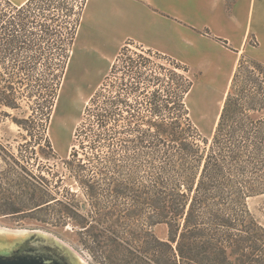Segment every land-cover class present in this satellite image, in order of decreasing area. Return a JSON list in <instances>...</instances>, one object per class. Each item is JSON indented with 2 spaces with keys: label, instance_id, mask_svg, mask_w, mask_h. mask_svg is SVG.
<instances>
[{
  "label": "rangeland",
  "instance_id": "1",
  "mask_svg": "<svg viewBox=\"0 0 264 264\" xmlns=\"http://www.w3.org/2000/svg\"><path fill=\"white\" fill-rule=\"evenodd\" d=\"M79 2L45 0L40 5L42 9L35 7L32 14H19L8 0H0V229L44 232L68 246L86 264H157V258L170 257L175 246L171 251L158 243L167 241L168 229L165 225H158L154 201L149 210L137 212L143 204L141 192L146 186L144 182L147 183L144 181L146 168L139 163L118 162L115 174L119 179L114 183L107 179L100 181V195L96 198L87 194L88 189L82 186L76 175L84 177L98 173L99 180L102 175L111 177L112 167L98 163L99 160L104 161L109 156L122 160L125 155L118 138L127 139L126 135H120L113 146H93L101 132L95 116L97 107L90 103L93 97L99 95L98 105L120 99L135 107L131 111L134 118L124 110L122 117L116 115L110 121L111 130L125 129L128 118H154L147 110L148 99L142 94L143 89L152 92L167 86L175 67L188 65L173 59L169 55L171 51L166 54L136 43L117 48L114 39L108 40L94 32L91 21L95 10L91 3L84 29L81 27L62 73L63 53L59 45H53L61 40L65 42L68 32L65 22L72 20L66 8ZM45 28L59 33L52 41H47ZM15 30L19 33H14L15 40L21 47L10 53L5 50L4 42L10 31ZM32 32L35 35L32 36ZM32 40L38 44L33 52ZM162 42L168 44L166 49L169 50L170 43ZM179 43L175 53L180 51L183 55L180 56L186 57L184 61L192 65L208 62L203 54L197 56L193 53L188 59L189 49L185 42ZM252 70L250 66L249 71ZM202 71L191 70L186 74L194 81L187 105L200 133L211 140L219 120L217 114L221 113V104L227 96L228 91L224 89L228 76L202 74ZM151 72L164 78L166 83L159 86L140 77ZM55 75L62 76V84L48 114L50 82ZM245 84L242 79L238 89ZM136 87L142 90L125 91ZM207 103L209 107H205ZM75 151V162L69 165ZM79 165H84V170H79ZM128 174L134 176L131 182L137 195L118 196L114 192L126 186L128 181L123 177ZM109 190L114 192L109 195ZM32 199L39 202V210H31L32 206L28 204ZM147 199L154 200L153 197ZM5 201L16 202L24 211L5 214L7 212L1 206ZM69 202L73 206L72 212L65 209ZM248 207L264 227V196L249 199ZM81 217L87 219L86 224L79 225L77 219ZM91 226H95V238L89 233ZM176 264L187 263L177 258Z\"/></svg>",
  "mask_w": 264,
  "mask_h": 264
},
{
  "label": "trees",
  "instance_id": "2",
  "mask_svg": "<svg viewBox=\"0 0 264 264\" xmlns=\"http://www.w3.org/2000/svg\"><path fill=\"white\" fill-rule=\"evenodd\" d=\"M44 1L28 0L21 6H15L8 0L19 14H32L34 8H41ZM85 4L86 0H80L76 6L66 8L72 20L65 22L68 31L65 42L61 40L53 45H59L63 53L62 73L70 59ZM30 24L34 25L33 22ZM14 33L17 34L18 30L10 31L4 42L5 50L10 53L21 47H18ZM44 33L45 39L52 41L59 32L45 28ZM33 42L31 52L38 46ZM131 43L127 41L125 45ZM31 60L33 65V58ZM248 65L252 66V71H249ZM175 68L167 86L163 84L166 80L156 73L140 75L147 82L164 86L152 92L145 88L142 92L148 99L147 110L154 118H128L125 129L111 130L110 121L116 115L122 117L124 110L132 115L135 107L120 99L107 100L98 105L99 95L91 99L90 103L97 107L95 116L101 130L93 146H113L120 135H126L127 139L118 138L125 155L122 160H116L113 156L99 160L98 163L112 167L114 171L111 177L102 175L99 180L98 173L76 176L88 189L87 194L96 198L100 195V181L107 179L114 183L119 179L115 174L118 162L139 163L146 168L144 181L147 183L144 182L146 186L141 192L143 204L137 212L149 210L154 206V201L158 225H165L168 229L167 241L158 243L171 251L175 246L173 254L170 257L160 256L157 264H176L177 258L187 264H264V227L248 207L249 199L264 196V64L247 57L239 60L211 140L200 133L187 105V97L194 87V81L186 75L190 69L188 66ZM242 79L246 84L238 89ZM61 84V75H55L50 82L48 114L53 109ZM136 90L142 89L136 87L125 91ZM255 113L259 116L255 117ZM76 156L75 151L69 165L75 162ZM84 168V165L78 166L79 170ZM30 177L40 184L34 176ZM123 178L128 181L126 186L115 192L109 190V195L114 192L118 196H136L137 190L131 182L134 176L128 174ZM28 205L32 206L31 210H39L40 207L34 199ZM1 206L7 212L5 214L24 211L14 201H5ZM72 207L70 202L65 205L70 212ZM61 219L66 220L65 217ZM77 222L84 225L87 219L81 217ZM89 228H92L88 231L95 238V226Z\"/></svg>",
  "mask_w": 264,
  "mask_h": 264
},
{
  "label": "crops",
  "instance_id": "3",
  "mask_svg": "<svg viewBox=\"0 0 264 264\" xmlns=\"http://www.w3.org/2000/svg\"><path fill=\"white\" fill-rule=\"evenodd\" d=\"M9 1L21 6L28 0ZM91 3L97 35L114 39L117 48L132 41L171 51L173 59L196 73L226 74V91L242 57L264 64V0H86L79 31ZM162 41L170 43L169 50ZM180 41L189 49L188 59L203 54L208 62L184 61L180 51L175 53Z\"/></svg>",
  "mask_w": 264,
  "mask_h": 264
},
{
  "label": "water",
  "instance_id": "4",
  "mask_svg": "<svg viewBox=\"0 0 264 264\" xmlns=\"http://www.w3.org/2000/svg\"><path fill=\"white\" fill-rule=\"evenodd\" d=\"M0 264H86L68 246L44 232L0 229Z\"/></svg>",
  "mask_w": 264,
  "mask_h": 264
},
{
  "label": "bare ground",
  "instance_id": "5",
  "mask_svg": "<svg viewBox=\"0 0 264 264\" xmlns=\"http://www.w3.org/2000/svg\"><path fill=\"white\" fill-rule=\"evenodd\" d=\"M208 95H209V94H208ZM204 96H205V95H204ZM225 96H226V95H225ZM225 96H224V97H225ZM205 98H207V97H205ZM225 98H226V97H225ZM203 99H204V97H203ZM208 100H209V99H208ZM223 101H224V99H223ZM223 103H224V102H223ZM223 103L221 104V109H222V107H223ZM208 105H209V104L207 103L205 107H209ZM219 113H220V112H219ZM219 113L217 114V120H218L219 117H220V116H219V115H220ZM215 124H216V123H215Z\"/></svg>",
  "mask_w": 264,
  "mask_h": 264
}]
</instances>
